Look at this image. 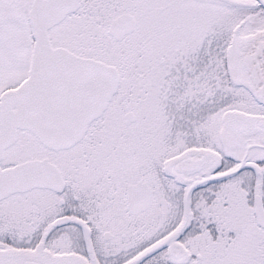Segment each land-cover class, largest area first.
I'll return each instance as SVG.
<instances>
[{"label": "snow or ice", "instance_id": "snow-or-ice-1", "mask_svg": "<svg viewBox=\"0 0 264 264\" xmlns=\"http://www.w3.org/2000/svg\"><path fill=\"white\" fill-rule=\"evenodd\" d=\"M0 264H264V0H0Z\"/></svg>", "mask_w": 264, "mask_h": 264}]
</instances>
